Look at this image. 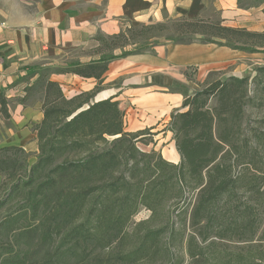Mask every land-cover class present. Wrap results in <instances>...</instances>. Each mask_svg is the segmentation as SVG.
Listing matches in <instances>:
<instances>
[{
  "label": "trees",
  "instance_id": "1",
  "mask_svg": "<svg viewBox=\"0 0 264 264\" xmlns=\"http://www.w3.org/2000/svg\"><path fill=\"white\" fill-rule=\"evenodd\" d=\"M242 1L236 0L243 8ZM262 4L253 0L246 8ZM163 36L175 44L264 52V32L179 18L98 37L99 59L38 73L20 99L35 89L42 95L43 118L34 127L36 162L28 167L22 148H0V174L10 185L0 210L17 200L0 220V264H114L113 256L94 252L109 248L141 207L160 226L142 231L136 245L117 256L121 264L166 253L160 237L168 226L173 239L189 230L188 264H264V117L251 122L246 115L248 104L264 103V67L256 69L255 81L263 83L256 101L249 95V76L221 79L210 73L199 90L183 94L181 109L162 130L172 133L176 164L153 148H137L138 142L154 145L150 129L124 131V113L113 97L92 103L111 61L139 54ZM128 46L136 50L113 53ZM50 73L93 78L97 85L67 99L58 83L47 79ZM10 102L0 92L4 119ZM175 259L169 257L168 264H181Z\"/></svg>",
  "mask_w": 264,
  "mask_h": 264
},
{
  "label": "crops",
  "instance_id": "2",
  "mask_svg": "<svg viewBox=\"0 0 264 264\" xmlns=\"http://www.w3.org/2000/svg\"><path fill=\"white\" fill-rule=\"evenodd\" d=\"M212 16L223 26L258 31L236 0H0V92L11 100L9 117L0 119V148L15 146L37 153L34 127L43 118L42 101L20 99L38 78L39 66L97 60L98 37H110L131 26ZM116 50L113 53L119 54ZM241 54L215 44L158 43L111 61L101 78L103 91L94 98L113 97L119 102L126 132L160 130L168 125L171 113L181 109L183 94L193 91L194 84L186 74L192 71L199 80L211 71L224 70ZM65 76L54 73L47 79L57 82L62 90ZM70 76L86 82L82 91L67 99L97 85L93 78ZM159 134L172 135L162 130ZM172 152L168 161L176 163L178 154Z\"/></svg>",
  "mask_w": 264,
  "mask_h": 264
},
{
  "label": "rangeland",
  "instance_id": "3",
  "mask_svg": "<svg viewBox=\"0 0 264 264\" xmlns=\"http://www.w3.org/2000/svg\"><path fill=\"white\" fill-rule=\"evenodd\" d=\"M253 4V0H243L241 2V6H244L242 9H245L250 17H251V21L252 24L255 25L256 27H258V31L257 32H262L259 31L260 29H264V21L260 20L263 18L264 19V13L262 12V10H260V6L264 5H260L259 8L258 7H250V8H246V6ZM206 20H210V21H219L216 16H212V18H208ZM252 31V30H251ZM256 32V31H255ZM264 32V31H263ZM157 43L163 44V43H173L172 40L168 39L166 36H163L161 38H159L157 40ZM136 50L135 47H126L125 49H118L116 50V53H120L122 52V50ZM149 48H145V49H141V52L147 50ZM242 52V51H241ZM73 61H67L64 62L62 64H59L58 67L57 66H53V64H50L48 66L46 65H41L37 68V72L38 73H48V72H54L59 70L60 68H67L70 64H72ZM234 63L230 66H228L227 68H225L222 71H211L209 73H207L205 76L200 77V79L198 80L195 76V73L191 71V73H188V78L189 80L194 84L193 87V91L192 93L188 94L191 95L193 94L194 91L199 90L200 89V85L206 80L207 76L210 73H217L218 75H216V77L224 79L228 76H238V77H245V76H249L250 77V96H253L254 101H256V97L258 95V90L262 87L263 83L258 84V81H255L256 78L260 77V74L258 72H256V69L264 67V52H257V53H247V52H242L241 56L239 59H235L233 61ZM54 73H50L49 75H47V78ZM56 74V73H55ZM66 75V81L63 84L62 87V92L64 94V96L66 98H68L69 96L76 94L80 91H82V88L85 86L84 82L82 79L79 78H75L73 76H70L71 74H64ZM73 77L74 79H69ZM113 83H110L108 85H112ZM114 84H118V81L114 82ZM107 85V86H108ZM256 86H257V90H256ZM102 88H104V86H101ZM103 90H101L102 92ZM100 93V92H99ZM98 93V94H99ZM30 101H35L37 99L41 100L42 99V95L40 94V90H34L33 93L30 95ZM96 96V95H95ZM70 99V98H69ZM99 99V98H98ZM94 100V98L92 99V101ZM264 101V100H263ZM256 102H254L255 104ZM253 104V102L251 104H248L246 107V115L247 118L251 121V122H259V120H261V118L264 117V103H262V106H255ZM87 104H85L83 107H86ZM2 118V116L0 115V119ZM164 127L159 129H156L154 131H150V134H152V138H153V142L154 145L152 143H149L148 145H145L141 142H138L136 144L137 148L142 151V152H149L152 148L158 152L161 153V155L164 157V159H166L168 161V157L171 156L172 149H175V145L174 142L172 140V135L166 137V135L162 136V134H159L161 130H163ZM151 130V129H150ZM111 139V138H108ZM3 148V147H1ZM177 153V152H176ZM38 154V146H37V153L32 154V153H28V157H27V162H28V167H30L32 164H34L36 162V155ZM178 154V153H177ZM8 155V154H7ZM34 155V156H33ZM32 157V158H30ZM170 162V161H169ZM179 162V155H178V160L176 161V163ZM172 163V162H171ZM174 163V164H176ZM22 174V173H21ZM9 181L6 178V174H0V199L2 200L4 198V194L8 191L9 188ZM17 206V200L14 199L12 201H10L8 203V205L0 210V220L1 218L11 212L13 209H15ZM150 212L144 208L141 207L139 209V211L131 218L130 222L128 223V225L126 226L123 234L116 240L114 241L111 246L109 248H105V249H96L94 254H99L100 256L104 257V258H108L110 256L114 257V261H116L114 264H121L120 260H116L117 256L121 253H125L127 251H129L130 249H132L135 245H136V241L137 238L140 236V234H142V231H144L146 228H156L160 226L161 221L160 220H150ZM174 220H176V218H174ZM164 222V221H163ZM144 223L141 227L138 228L139 224ZM174 228L175 233L178 232V224L176 225H172ZM168 230L161 235V246H163L164 248H166V253H163V251L157 255L155 258L151 259L150 261H146V260H141L135 264H168L167 259L173 258L174 260H176L175 258L179 259L181 264H188L189 263V257L188 254L186 252V238H187V233L189 232V230L187 229V227L185 228V233L183 234V238L181 235H177L175 236L173 239V237H171L170 234V229L171 227L168 226L167 228ZM231 244V243H229ZM235 245L234 243H232L229 246ZM123 264H127V263H123Z\"/></svg>",
  "mask_w": 264,
  "mask_h": 264
},
{
  "label": "water",
  "instance_id": "4",
  "mask_svg": "<svg viewBox=\"0 0 264 264\" xmlns=\"http://www.w3.org/2000/svg\"><path fill=\"white\" fill-rule=\"evenodd\" d=\"M101 100H103V99L94 98V100H93L92 103H95V102H98V101H101ZM87 107H88V105H87L86 107H84V108H81L80 110H78L77 112H75V113L73 114V116L76 115V114H77L78 112H80L81 110L87 108ZM71 117H72V116H71Z\"/></svg>",
  "mask_w": 264,
  "mask_h": 264
}]
</instances>
